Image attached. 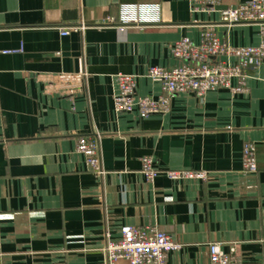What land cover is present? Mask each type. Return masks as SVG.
<instances>
[{
  "label": "crops",
  "instance_id": "crops-1",
  "mask_svg": "<svg viewBox=\"0 0 264 264\" xmlns=\"http://www.w3.org/2000/svg\"><path fill=\"white\" fill-rule=\"evenodd\" d=\"M247 1L194 11L189 0H0V264H107L124 225L170 233L181 246L165 264H210L211 242L264 264V58L244 92L173 95L169 111L144 118L113 102L119 73L136 76L137 95L158 97L149 67L178 65L175 42L198 43L205 27L232 46L264 45L262 20L222 19ZM125 19L143 26L120 28ZM73 72L86 78L71 97L57 75ZM81 135L99 141L102 174L77 151ZM246 141L255 173L243 171ZM144 156L207 177L149 182Z\"/></svg>",
  "mask_w": 264,
  "mask_h": 264
},
{
  "label": "built area",
  "instance_id": "built-area-1",
  "mask_svg": "<svg viewBox=\"0 0 264 264\" xmlns=\"http://www.w3.org/2000/svg\"><path fill=\"white\" fill-rule=\"evenodd\" d=\"M189 3L194 11L214 10L223 3V0H189ZM222 19L229 24L243 20L264 22V0H250L236 7H229L222 12ZM108 20L112 24L116 23L114 18ZM141 22L138 19H125L118 26L123 28L132 24L142 27ZM75 29H79V26L60 28V32L62 35H67ZM172 53L180 60L178 65L170 68L152 66L147 71L149 77L159 79L161 83V94L156 98L137 95L135 75L119 73L115 76L116 89L113 102L116 112L138 111L139 116L144 118L169 111L173 95L193 93L198 97H204L217 89H229L235 93L244 92L249 76L248 68L263 60L264 45L232 46L221 40L213 27H205L198 43L188 36L182 37L173 45ZM231 57H237L238 61L232 62ZM57 76L64 94L73 97L83 89L85 73H59ZM76 149L85 157L87 166L91 170L97 174L103 173L97 139L81 135L77 140ZM257 170L256 145L252 141H246L243 145V171L255 173ZM141 171L149 182L160 174H165L171 179L207 177L206 171L201 170L161 169L156 166L152 156L142 157ZM180 246L170 233L156 226L124 225L121 228L120 239L107 241L104 251L107 264H117L119 261H125L126 264H165L167 254L179 249ZM208 247L210 264H240L235 255V245L231 247L230 252H226L219 242H211Z\"/></svg>",
  "mask_w": 264,
  "mask_h": 264
},
{
  "label": "water",
  "instance_id": "water-1",
  "mask_svg": "<svg viewBox=\"0 0 264 264\" xmlns=\"http://www.w3.org/2000/svg\"><path fill=\"white\" fill-rule=\"evenodd\" d=\"M220 6V5H219Z\"/></svg>",
  "mask_w": 264,
  "mask_h": 264
}]
</instances>
